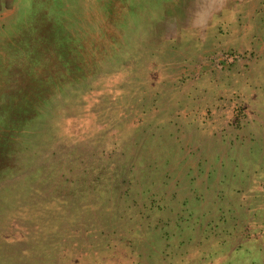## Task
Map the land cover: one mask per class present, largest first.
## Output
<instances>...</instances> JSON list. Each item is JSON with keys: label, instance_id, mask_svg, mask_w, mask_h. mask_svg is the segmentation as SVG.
<instances>
[{"label": "rangeland", "instance_id": "1", "mask_svg": "<svg viewBox=\"0 0 264 264\" xmlns=\"http://www.w3.org/2000/svg\"><path fill=\"white\" fill-rule=\"evenodd\" d=\"M8 2L0 264H264V0Z\"/></svg>", "mask_w": 264, "mask_h": 264}, {"label": "clouds", "instance_id": "2", "mask_svg": "<svg viewBox=\"0 0 264 264\" xmlns=\"http://www.w3.org/2000/svg\"><path fill=\"white\" fill-rule=\"evenodd\" d=\"M86 11L91 12L97 17V24L102 23V8L99 7L98 5H89L86 7ZM93 28H97V25H93Z\"/></svg>", "mask_w": 264, "mask_h": 264}, {"label": "crops", "instance_id": "3", "mask_svg": "<svg viewBox=\"0 0 264 264\" xmlns=\"http://www.w3.org/2000/svg\"><path fill=\"white\" fill-rule=\"evenodd\" d=\"M8 5H12V0H9V2L6 4V6H8Z\"/></svg>", "mask_w": 264, "mask_h": 264}]
</instances>
